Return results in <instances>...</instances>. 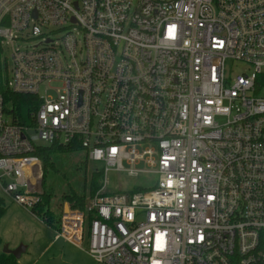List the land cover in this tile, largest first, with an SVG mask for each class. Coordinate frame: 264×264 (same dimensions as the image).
<instances>
[{
	"label": "built area",
	"instance_id": "built-area-1",
	"mask_svg": "<svg viewBox=\"0 0 264 264\" xmlns=\"http://www.w3.org/2000/svg\"><path fill=\"white\" fill-rule=\"evenodd\" d=\"M0 41L7 88L39 101L20 124L0 91L3 193L41 201L40 145L102 164L56 240L97 264H264V0H0ZM110 171L157 181L109 193Z\"/></svg>",
	"mask_w": 264,
	"mask_h": 264
},
{
	"label": "rangeland",
	"instance_id": "rangeland-1",
	"mask_svg": "<svg viewBox=\"0 0 264 264\" xmlns=\"http://www.w3.org/2000/svg\"><path fill=\"white\" fill-rule=\"evenodd\" d=\"M227 69L230 74L235 75L246 70L247 65L241 62H228ZM55 162L57 172L49 171L45 181L42 179V190L53 192L51 204L55 222L53 225L44 222L41 217L14 202L0 187V197L4 199L6 208L0 220L2 242L0 249L3 250L5 245L9 249L21 247V264H97L87 252V240L83 248H80L64 238L56 240L55 234L59 229L57 219H60L67 203L62 199L63 193L70 188L82 193L84 182L87 185L86 192L89 193L88 186L92 172L101 169L102 164L94 161L86 162L82 151L58 155ZM107 176L108 192L118 190L131 192L135 188L151 189L155 187L157 181V175L150 172L131 177L123 172L110 171Z\"/></svg>",
	"mask_w": 264,
	"mask_h": 264
},
{
	"label": "trees",
	"instance_id": "trees-1",
	"mask_svg": "<svg viewBox=\"0 0 264 264\" xmlns=\"http://www.w3.org/2000/svg\"><path fill=\"white\" fill-rule=\"evenodd\" d=\"M7 67V59L4 53V49L0 41V91L4 98V103L8 112L13 113L14 116L18 119L20 124L32 125L30 120V114L38 108L39 101L36 97L30 95L18 94L12 92L7 88L6 83V73L4 70ZM82 149L77 146H68L61 145L58 143H53L50 145H40L37 146L33 155L39 157L43 165V181H45L47 173L52 171L53 173L57 172L55 159L58 155L78 153ZM85 161H88L87 156L85 155ZM103 173L99 169H96L92 172L91 179L89 182V193H87L86 182L82 185V193H78L75 189L70 188L68 191L63 193L62 199L66 201L71 208L73 209H84L87 199L89 197H94L103 187ZM44 185V182H43ZM147 189L135 188L133 192L144 191ZM117 192V191H114ZM113 193V192H109ZM53 200V192L43 191L41 201L36 205L32 212L46 221V223L53 225L54 214L51 210V204ZM5 201L0 197V220L5 214ZM57 221H59L57 219ZM2 242L0 240V246ZM0 264H21L20 259H16L14 255L4 253L0 249Z\"/></svg>",
	"mask_w": 264,
	"mask_h": 264
},
{
	"label": "water",
	"instance_id": "water-1",
	"mask_svg": "<svg viewBox=\"0 0 264 264\" xmlns=\"http://www.w3.org/2000/svg\"><path fill=\"white\" fill-rule=\"evenodd\" d=\"M32 132H33V131H32ZM64 211H65V212L68 211V204H67V203L65 204V209H64ZM3 252H4V253H7V254H12V255L15 256L16 259H20L21 254H22V248L19 247V248H17V249H9L8 246L5 245L4 248H3ZM56 261H57V259H56ZM56 261H54V262H56ZM54 264H55V263H54Z\"/></svg>",
	"mask_w": 264,
	"mask_h": 264
}]
</instances>
